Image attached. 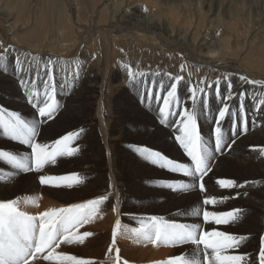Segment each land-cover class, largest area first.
<instances>
[{
  "label": "bare ground",
  "instance_id": "bare-ground-1",
  "mask_svg": "<svg viewBox=\"0 0 264 264\" xmlns=\"http://www.w3.org/2000/svg\"><path fill=\"white\" fill-rule=\"evenodd\" d=\"M108 1L110 7L113 8L112 22L111 24H99L93 31L94 34L105 36L104 38L112 35L114 41L132 39L144 44H151V46L153 45L163 51H181L184 52V56L186 55L187 61L194 69V75H191L190 79H185L184 83L180 82L178 85L180 108L187 107L191 110L192 100L189 98L191 87H203L208 91L207 97L198 93L197 114L201 135L204 137L208 147L213 151L212 170L204 177L205 191L203 192L198 189H192L187 192L173 191L160 186L163 181L184 180L189 183L193 181L191 178L184 177L181 173H171L152 165L135 153L131 146L151 147L178 162H189L190 158L186 156L185 150L174 139L179 134L177 131L179 126L178 116H170L169 123L161 124L157 105L152 104L150 106L142 102L141 97L146 94L145 88L141 86L142 80L138 84L134 82L126 84L127 69L123 66L124 64L117 68L114 75L112 74L114 84L115 86L117 85V88H112V85L109 84L110 65L111 60L118 54L112 51L109 46L108 49H105V63H107L105 65L107 66L104 74L100 75V72L98 73L97 71L98 69L96 70L92 65L93 63L88 62L90 57L86 54L81 57L80 53L75 59L68 60L53 53L44 55L41 51L30 50L19 44L15 39V33H18V31L23 32V27L25 26L18 28L16 20L14 21L16 13L8 6L10 4L9 0H6L5 3L0 0V15L6 18L8 23L5 29L6 33L10 35L8 44L11 46L7 59L4 61L7 72H5L4 67H0V107L18 112L26 122L33 123L37 119V113L33 104H30L28 100L29 89L32 88V84L28 83L26 88L19 81L26 73H31L32 79L35 80L36 71H39L41 78H44V66L51 60L55 67L59 108L53 119H45L42 124L38 125L39 135L37 139L39 142L52 144L56 139L75 129L86 128L74 142L77 145L89 143L85 145L87 149L81 148L82 150L79 154L81 158L78 161L80 164L79 173H84V176L92 180V182L90 180L86 184L85 192L80 191L74 196L67 197L62 192L54 191L55 195L65 202L78 200L77 203L97 199L102 195H108L109 197L101 205L100 213L94 221L80 229L81 233L90 231L93 235L88 237L83 244L71 245L72 247L61 245L60 250L72 255L83 252L84 258L92 259L95 264H100V261L105 256L112 255L115 258L116 248L119 249L120 258L122 254L125 256L126 252L120 250V248L124 247V249H132L130 251L134 253L127 250L129 255L126 254L132 259H139L140 262L147 260V263L158 261L167 252L163 251V249L160 250L158 246L151 243L137 242L130 230L139 227V221L151 215L163 216L165 219L180 223H202V217H194L191 212L194 208L206 207L210 211L241 209L243 213L242 219L237 223L229 225L207 223L203 224V227L205 230L221 229L231 234L247 236L248 239L237 251L240 254L246 253L252 257H257L262 238H264V152L260 150L264 149V105L259 103L260 100L264 99V76H262L263 72H261L262 67L260 65L261 63L264 66V48L260 49L261 53H248L246 55V59L251 65L248 68L252 69L250 73L259 74L252 77L240 66L226 63L227 61L224 62L228 54L225 55L221 49H228L229 46L223 41L219 40L217 42L215 36L206 34L198 43L195 41L196 35L194 33H190L188 37V33L182 34L183 27L187 22L186 19L182 18L181 24L179 23L180 21H175L177 29H174L169 27L168 24L170 22L167 24L164 19L152 18L150 14L153 8L146 6L148 12H145L144 7L140 3L132 6L133 3L130 2L129 8L124 9L123 7L120 11H116L114 8L117 1ZM172 1L150 0L149 2L148 0L149 3L147 5L159 7L166 17H168L166 13H171L175 18L174 20L180 19L179 15L177 16L176 3L173 2V4ZM206 1H208L207 4L209 6L208 13L221 12L217 2L213 0ZM230 10L227 9L228 12ZM115 18L117 21H115ZM118 23L124 24L125 27L119 28ZM217 23L220 24L218 21ZM236 27V23L230 20L228 28L236 31ZM190 38L191 40H189ZM189 41L194 45L198 44L199 53L187 45ZM217 49L221 52L214 56ZM233 56L236 57V55ZM16 58L21 61L24 71H18ZM203 69L211 72L220 70L224 73L226 78L220 80V91L222 94L225 90V80L231 81L234 94L238 95L240 91L245 92L243 97L244 113H240L238 110L237 96L228 101L233 115L231 118L226 116L222 122L226 143L220 152L215 151L212 134L214 115L216 110L221 107V98L216 97L212 91L216 88V80H202L203 83L199 80L198 84L195 82L193 77L198 71ZM73 72L79 73L74 81L71 75ZM169 75L170 73L166 74V72L164 74L151 73L148 74L146 79L163 83L165 88H167L172 83ZM171 76L175 75L171 74ZM241 77H247L248 80L262 83L251 85L245 83ZM36 83V90L42 94L43 86L39 84V81H36ZM208 85H212V89H208ZM112 90L116 91L114 98L110 97L114 93ZM153 92L160 96L165 94L156 87H153ZM253 97H255V101H253ZM204 100L207 101V107L203 109V114H201V102ZM254 103L255 106H253ZM241 115H246L247 117L246 131L243 130L241 125ZM233 122H235L234 129ZM0 133H2V130H0ZM233 140L234 143L232 142ZM0 150H9L16 155L30 154V149L27 145H22L19 141H12L2 134H0ZM60 162L62 161L59 160L56 163L59 164ZM0 166L8 167L9 165L5 162H0ZM15 171L17 172L18 170ZM0 173L4 172L0 171ZM39 175L40 173L37 172L22 173L14 176L6 183L0 182V198L10 197L15 194L22 186L25 177L32 178L31 184L33 182L37 183ZM220 178L235 179L237 183H244L245 181L256 183H249L244 188L222 189L216 183ZM236 193H240V195L237 196ZM211 197H215L221 202L215 206H204L202 204L203 199ZM39 204L41 203L39 202ZM27 205L29 206H26L27 208L25 209L23 207L22 210L24 209L29 214H37L50 207H55V205L53 206L45 201L42 202L40 207L30 203H27ZM117 220L121 222V232L117 236L116 244L113 247L112 233ZM110 247H113L112 253L108 252ZM191 248V245L180 246L177 252L185 254ZM113 261L115 260L113 259ZM113 261L111 262L112 264ZM131 263L133 262L131 261ZM37 264H40V262H37Z\"/></svg>",
  "mask_w": 264,
  "mask_h": 264
},
{
  "label": "snow or ice",
  "instance_id": "snow-or-ice-1",
  "mask_svg": "<svg viewBox=\"0 0 264 264\" xmlns=\"http://www.w3.org/2000/svg\"><path fill=\"white\" fill-rule=\"evenodd\" d=\"M146 10V9H145ZM11 50V46L5 49V53ZM6 55H0V67H7L4 61ZM35 59V58H33ZM18 71H24L21 61L16 58ZM31 67V66H29ZM127 69V75L136 82L137 73L131 66L124 65ZM183 68V66H182ZM63 70V69H61ZM73 81L79 75L73 72ZM140 77H146V74L140 72ZM43 77L39 71L35 73V80L31 73H26L21 77L20 83L26 88L28 83L32 84L29 89L28 100L36 109L37 119L33 123H28L22 118L21 114L9 111L5 107H0V130L4 137L12 141H19L22 145H27L30 154L16 155L9 150H0V162H5L17 172L0 173V182H8L15 175L29 172L41 173L48 165H54L58 157H72L79 149L72 146V142L79 138L83 129L72 131L61 138L56 139L52 144L39 142L38 125L45 119L54 118L59 108L57 99V85L55 82V67L51 60L44 66ZM67 77V73H66ZM172 83L165 88L163 83L141 81V86L146 90V94L141 97L142 102L157 105V111L160 115V123H169V117L179 118L177 128L178 135L174 137L175 141L185 150L186 156L190 158L189 162H178L162 154L161 151L154 150L147 146L133 145L132 150L142 157L145 161L167 170L171 173H181L184 177L191 178L193 182L184 180L163 181L160 186L173 191L187 192L192 189L205 191L204 177L212 170L211 161L214 159L213 151L208 147L201 135L198 125L197 114V96L198 93L208 95V91L203 88L191 87L190 99L192 100L191 110L187 107L180 108L178 97V85L183 80L182 76L171 77ZM241 79L248 84H261L260 81L248 80L247 77ZM43 86V93L37 89V83ZM203 83V81H201ZM225 90L220 91V80H216V88L212 91L216 97L221 98V107L216 110L213 119V138L216 152H220L226 141L222 130V122L226 116L231 118L233 113L230 111L228 101L234 96L238 98V110L244 113V91L237 94L232 92V83L225 80ZM153 87L159 88L165 94L160 96L154 94ZM212 89V85H208ZM255 101V97L252 98ZM259 103L264 105V99ZM255 106V103L254 105ZM207 107V101L201 102V114ZM241 125L244 131L247 130V117L241 115ZM175 122V121H173ZM235 122H233V129ZM234 143V140L232 141ZM264 152V149H260ZM41 185H48L56 188L73 186L83 183V178L78 174L70 175H48L41 174L38 177ZM222 189L244 188L248 182L237 183L235 179L220 178L216 181ZM246 194V193H245ZM237 196L240 193H236ZM108 195H102L97 199H90L84 203H73L66 207H50L37 214H29L21 210V200L0 199V264H95L92 259L78 257L61 251V245L83 244L88 237L93 235L90 231L81 233L80 229L86 224L91 223L100 213L101 205L108 200ZM226 199V198H225ZM24 203L34 204L39 207L37 199H25ZM219 202L217 198H205L202 201L204 206H215ZM242 210L233 209L229 211H210L206 207L194 208L191 215L197 218L202 217V223H180L174 220L165 219L163 216L151 215L139 221V227L131 229V233L137 242H147L155 246L161 244L165 246H184L191 245L188 253L178 254L169 257L158 264H264V238L258 250V256L252 257L250 254H240L238 249L248 239L245 235L231 234L228 231L205 230L203 224L212 223L215 225H229L237 223L242 219ZM121 232V222L116 221L112 233V245L116 244L117 236ZM113 247L108 249L113 252ZM115 264H128L127 261L121 262L119 249H115Z\"/></svg>",
  "mask_w": 264,
  "mask_h": 264
},
{
  "label": "rangeland",
  "instance_id": "rangeland-1",
  "mask_svg": "<svg viewBox=\"0 0 264 264\" xmlns=\"http://www.w3.org/2000/svg\"><path fill=\"white\" fill-rule=\"evenodd\" d=\"M2 1L3 3H5L6 0ZM116 1L117 4L114 8L116 11H120L121 9H123V7L124 9L129 8L128 5L130 2L133 3V5L131 4L132 6L138 5L140 3V5L144 7L145 12H148L146 6H148L149 8H153L150 16L152 18L154 17V19L157 17L158 19H164V22H166L167 24L170 22V24H168L169 27L174 29H177V25L175 26L174 23L175 21H180L179 23L181 24L182 18L186 19L187 22L184 26L185 28L183 27L182 34L188 33V37L190 33H194L196 35L195 41L198 43L199 40L203 39L206 34L215 36L217 42H219L220 40L229 46L228 49H221L223 53H225V55L228 54V57H226L227 59H225L224 62L227 61L226 63H233L236 66H240V68L244 69L249 74V76L254 77L259 75L255 72H253L254 74L252 72L250 73L252 69L248 68L251 67V65H249L250 62L246 59V55L248 53H261L260 49L264 48V0H213L214 2H217L219 4V10L221 11L219 13H208L209 6L207 4L208 1L206 0H173L172 3H176L175 6L177 8V16L179 15L180 18L176 20H174L175 18L171 15V13H166L168 16L166 17L162 9L160 10L159 7H152V5H147L150 0L149 2L148 0ZM9 2L10 4H8V6L11 7L12 10L16 13L14 21L16 20L15 22H17L18 28H22L23 26H25L23 27V32L18 31V33H15V39L19 44L27 47L30 50H34L37 52L41 51V53L44 55H46V53L47 55L53 53L68 60L75 59V57H78L80 53L81 57L86 54L90 57V60L88 62L91 64L93 63L92 65L96 68V70L98 69L97 71L98 73L100 72V75L104 74L105 67L107 66L105 65L107 64L105 63V49H108L110 47L112 51L116 52V54L118 55L111 60L110 65L111 71L109 84L112 85V88H117V85L115 86L114 84L115 82L113 75L116 72L117 68L123 64L131 66L132 70L137 73L135 84H138L140 80H145L148 74L151 73L164 74L166 72V74L170 73V76L171 74L175 75L171 77L182 76L184 78L181 81L182 83L185 82V79H190V77H192L191 75H194V69L187 61V58L185 57L186 55L184 56V52L175 50L170 52L163 51L153 45L151 46V44H144L143 42H137L132 39H129L128 41L126 39L114 41V37L112 35H108L107 38H104L105 36H98L94 34L93 31L99 24H111L112 22L113 8L110 7V3L108 0H17V2L16 0H9ZM227 9L231 10L228 12ZM230 20L236 23V31L234 29L232 30L228 28V23ZM115 21H117L116 18ZM217 21L220 22V24L217 23ZM6 25H8L6 18L0 15V55L7 56L9 52L5 53V49L9 48L8 42L10 40V35L6 33ZM118 27L122 29L125 27V25L118 23ZM107 39L109 40L107 41ZM189 40H191V38ZM211 43H213V41H211ZM187 45H189L191 49L195 50V52L199 53L197 43L194 45L191 41H189ZM87 51H89L90 53ZM219 52L221 51L217 49V52H215L216 54L214 53V56H216ZM233 55H236V57ZM238 55L239 57H237ZM260 65L262 67L261 72H263L262 76H264V66L261 63ZM182 66L183 68H181ZM257 68L261 69L260 67ZM220 70L211 72L209 70L203 69L198 71V75L196 74L193 78L197 84L202 80L214 81L225 79L226 76ZM171 71L174 73H172ZM140 72L145 73L146 77H140L138 75ZM125 82H127L126 84H129L133 81L127 75V77L125 78ZM112 91L114 92V95L112 94L110 95V97L114 98L116 96V91ZM82 129L84 131L86 130V128L84 127H82ZM75 130L77 131L78 129ZM72 144L73 147H77L79 149L77 154L72 157H58L57 161L60 160L62 162H60L59 164L55 163L53 166H46L41 173L48 175L78 174L83 178V183L73 186L72 188H56L48 185H41L39 183V180L37 183L33 182L31 184L32 178L25 177V179L23 178L24 180L22 182V186L15 193L16 195L13 194L10 197H1L0 199H16L17 197L21 201H24L25 199L29 198H38V203H41L39 204V207L44 201L52 204L53 206L55 205V207H66L70 204L77 203L78 200L65 202L61 200L59 196L55 195L54 192L59 191L67 197H71L78 194L80 191L85 192L86 184L91 180L89 177L84 176V173H79L80 164L78 161L81 158V155H79L82 150L81 148L87 149L85 145L89 143H84V145H77L73 141ZM15 170L16 169H13L10 165L8 167L0 166V171H3L4 173L16 172ZM32 185L34 188L31 187ZM22 203L24 202H21V204ZM56 204H58V206H56ZM26 206L28 207L29 205H27V203L20 205L21 210L23 207L24 209L27 208ZM73 245L77 244H72V246ZM179 247L180 246L173 247L161 244L160 246H158V248L160 250L163 249V251H166L167 254L165 256L167 257L163 256V259L161 258L158 261H150L148 263L146 262L147 260L141 261L144 262L141 263L139 259H132V257L126 256V254L129 255L127 253L128 251L132 252L130 251L132 249L128 250L127 248L124 249V247H122L120 248V250L126 253L125 256L123 254V256L121 255V262H123V260H128V264H158V262L167 260L169 256L171 257L176 254L178 255L179 253L177 252V250L179 249ZM75 255L84 258L83 252ZM113 259L115 260L112 255L105 256L102 259L103 262L102 260L100 261V264H112L111 262L113 261ZM131 261L133 263H131ZM113 264H115V261H113Z\"/></svg>",
  "mask_w": 264,
  "mask_h": 264
}]
</instances>
